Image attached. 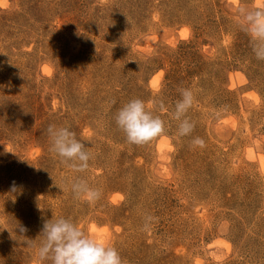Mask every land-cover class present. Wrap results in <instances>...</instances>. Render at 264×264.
Returning a JSON list of instances; mask_svg holds the SVG:
<instances>
[{
	"label": "rangeland",
	"instance_id": "obj_1",
	"mask_svg": "<svg viewBox=\"0 0 264 264\" xmlns=\"http://www.w3.org/2000/svg\"><path fill=\"white\" fill-rule=\"evenodd\" d=\"M262 4L0 0V264H51L36 254L51 217L123 264H264V59L237 11ZM181 89L194 95L182 137ZM137 98L165 127L144 145L115 121ZM50 125L85 143L87 170L50 151ZM77 178L100 198H75Z\"/></svg>",
	"mask_w": 264,
	"mask_h": 264
},
{
	"label": "clouds",
	"instance_id": "obj_2",
	"mask_svg": "<svg viewBox=\"0 0 264 264\" xmlns=\"http://www.w3.org/2000/svg\"><path fill=\"white\" fill-rule=\"evenodd\" d=\"M237 11L241 18L240 26L250 36L256 57L264 59V4L251 10L240 7ZM180 96L175 103L173 118L179 121L178 135L182 137L194 129V124L185 115L194 103V95L190 89H181ZM115 121L125 133L127 141L136 145L147 144L165 132L164 121L148 110L145 102L138 98L126 103L117 112ZM47 132L51 141L50 151L57 154L62 163L74 172L88 169L91 154L73 131L67 127L50 125ZM192 143L204 147V141L199 137ZM70 190L75 198H83L89 203H94L101 196L99 189L90 187L85 180L79 178L71 182ZM17 228L21 234L28 231L23 225H18ZM37 236L42 237L36 253L41 262L48 260L51 264H123L118 251L109 240L98 238L94 233H86L64 217L44 220Z\"/></svg>",
	"mask_w": 264,
	"mask_h": 264
}]
</instances>
